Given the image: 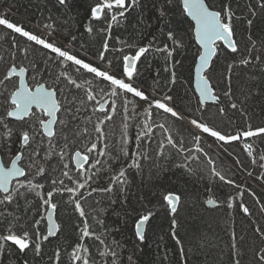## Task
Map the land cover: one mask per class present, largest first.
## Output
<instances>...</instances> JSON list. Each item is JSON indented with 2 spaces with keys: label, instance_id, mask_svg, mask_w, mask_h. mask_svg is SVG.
<instances>
[{
  "label": "snow or ice",
  "instance_id": "obj_1",
  "mask_svg": "<svg viewBox=\"0 0 264 264\" xmlns=\"http://www.w3.org/2000/svg\"><path fill=\"white\" fill-rule=\"evenodd\" d=\"M146 2L97 0L91 6L84 30L90 37L103 36L101 48L95 54L96 63L87 51L79 55L48 39L58 31L52 9H60L62 15L70 14L74 0H50L49 14L38 24L42 29L39 33L0 14V26L12 34L10 47L0 54V226L3 227L0 256L13 250L22 256L29 252L40 256L44 242L63 234L58 210L61 205H67L78 216L74 221L77 243L69 252V264H123L121 253L126 246L112 235L119 229H110L104 219L107 212L95 205L103 197H108L109 206L116 205L119 197L120 206L128 207L129 170L143 175L146 165L149 170L155 167L154 158L162 165L175 150L182 157V161L175 162V168L194 175L189 165L193 161L200 164L203 157L211 178L227 186L241 187L216 167V160L201 146L205 134L229 156L233 153L225 146L239 143L251 165L261 170L256 179L264 183V148L254 143L259 140L264 144V126L254 127L248 111L253 97L264 96V87H245L248 82L256 85L258 77L244 72L256 66L264 74V67H260L264 65V38L258 47L249 33L250 46H240L234 23L239 17L231 0H224L219 7L211 0H161L159 5L153 0L157 19L167 26L166 32L161 29L167 42L158 46L153 38L138 46L120 40L122 47H110L113 29L124 27L134 9L142 16ZM44 4L48 7L49 0H44ZM247 10L253 18L264 13V0H255L254 6L249 3ZM177 16L187 24V40L171 27ZM245 19L247 28L251 29L254 20ZM62 22L67 25L68 19ZM142 23L138 18L137 26ZM76 39L72 36L69 43ZM84 47L80 45L82 50ZM188 49L195 50L192 69L187 77L181 78L183 63L178 55ZM113 50L123 55L108 59ZM149 52L163 54V71L168 73L162 80L160 71L156 72L157 87L151 92L139 86L137 67ZM240 73L243 80L234 86L233 76ZM181 86L185 88V95L195 96L194 110L199 117H186L178 110L175 95L169 93ZM229 109L244 118L243 128L230 130L233 117L220 121L226 125L224 128L209 122L225 117ZM114 117H120V133L115 143H110L109 129L115 127ZM185 119L196 130L190 132L194 146H186L187 138L176 129L177 122ZM133 126L136 128L134 139L130 135ZM157 129L161 132L159 137L155 136ZM234 161L248 176H253L238 156H234ZM161 171L166 173L169 169L162 167ZM105 179L106 183H99ZM244 194L229 196L226 206L233 209L238 202L242 213L251 216L243 202ZM250 195L264 213V204L254 192ZM181 199L174 192L164 196L172 216L171 234L184 255L183 242L176 232ZM205 203L219 207L211 198ZM19 208L24 209L23 214L15 211ZM33 208L36 216H32ZM152 216L148 212L135 222L134 235L140 244L145 242ZM25 217L31 218V230L25 228ZM42 222H46L45 233L40 231ZM255 233L264 242V226H257ZM242 239L233 232L230 244L233 264H241L239 240ZM61 254L57 248L54 256L49 257L52 264H60ZM255 259L257 264H264V246L256 250ZM127 260L128 264H136L133 255H128ZM23 264L28 261L25 259Z\"/></svg>",
  "mask_w": 264,
  "mask_h": 264
},
{
  "label": "trees",
  "instance_id": "obj_2",
  "mask_svg": "<svg viewBox=\"0 0 264 264\" xmlns=\"http://www.w3.org/2000/svg\"><path fill=\"white\" fill-rule=\"evenodd\" d=\"M97 0H74V4L70 14H61L58 8L52 9L53 18L56 20L57 28L61 37L60 39L54 34V37H48L54 40L61 46H68L74 52L82 55L83 51L89 53L90 58L94 63L95 54L101 48L103 36L90 37L84 28L88 22L91 6ZM143 2V0H142ZM217 7L224 3V0H211ZM156 5L161 3V0H155ZM251 3L255 5V0H231L232 7L239 19L235 20V36L239 40L240 46H250V41L247 39L251 33L253 39L258 42L264 38V13H259L256 17H250L247 7ZM9 7L12 13L16 14L18 24L30 31L37 32V29L32 26H38L39 22H44V17L49 14V7H51L50 0L48 7L45 6L44 0H0V14L12 18L11 14L5 11ZM69 15L71 18H69ZM252 18L254 20L251 29L246 26V19ZM142 19L143 23L137 26V20ZM68 19V24L62 21ZM27 23H32L31 25ZM96 23V22H93ZM176 32L188 39L187 24L183 22L180 16L175 17V23L171 25ZM161 29L167 31V26L157 19L155 7H153V0H147L143 9V15H140L138 10H133L128 14V23L124 27L114 28L112 39L109 41L110 47H122L120 40L130 41L138 46L147 44L155 38V44L163 46L166 43V37L162 34ZM47 31V30H44ZM56 32V33H57ZM10 30L0 31V54H4L5 50L10 47L11 40ZM72 36H76V41L71 40ZM64 43H60L59 41ZM85 47L82 50L80 45ZM126 52L135 51V49H125ZM194 49H188L181 52L178 58L182 61L183 67L180 70L181 78L187 77L192 69V57ZM255 54V53H253ZM123 53L112 51L108 59L119 58ZM164 58L163 54L156 52L146 53L141 64L139 65V86H142L146 91L153 90L157 87L155 81V74L160 71V76L165 79L168 73L163 71ZM260 67H264L261 65ZM250 75L258 77L256 85L251 82L245 84V87H264V74H262L258 67L253 66L250 69H245ZM119 73V69H117ZM214 81L216 77L213 78ZM243 80V73L233 76V85L239 86ZM224 85H221L223 88ZM178 102L179 108L188 109L193 107V110L186 115V117L196 118L199 113L196 112V98L191 93L185 95V88L183 86L177 88L174 93ZM227 107V105H224ZM214 112L216 111L213 108ZM248 111L251 114V121L253 126H264V96L253 97L249 101ZM99 115V114H97ZM229 117H233V123L230 130L243 128L245 120L233 110L229 109L225 117H216L209 122L214 126L220 124L221 128L226 125L221 124L220 121H227ZM115 127L109 129V142L115 143L120 133V117H114ZM182 121H180L181 123ZM108 127V125H105ZM176 129L186 137L188 131L181 130L179 123L176 124ZM175 130V129H174ZM190 133V132H189ZM136 128L133 126L130 129V135L135 137ZM161 132L156 130L155 136L159 137ZM210 138V137H209ZM212 141V148L204 138L201 140V146L209 151V154L216 160V167L226 172V174L236 181L241 187L239 189L232 186L224 185L222 182L211 178L208 168L205 167L206 161L201 157V163L197 164L193 161L189 167L194 169L195 174L189 175L182 169L175 168V162L182 161L175 150H172L170 159L162 165L154 161L155 167L148 169L145 166L143 175L137 174L135 171L129 170V185L127 192L128 207L122 208L117 197L116 205L109 206L108 197L100 198V204L95 205L101 207L107 212L104 217L106 225L111 228H118L119 232H113L112 235L118 239L121 244L126 247L121 253L123 264H128V255H133L136 264H233L232 251L230 244L232 242V234L235 232L239 240L240 259L241 264H257L255 259V252L260 247L264 246L259 237L255 233L257 226H264V213H261L256 199L250 195L255 193L256 198L264 204V183L256 179V174L261 170L254 167L250 163V159L246 153L243 152L242 146L235 143L231 146H225L233 153L229 156L226 152L221 151ZM194 142V141H193ZM254 143L259 144L264 148L259 140ZM187 146V139H186ZM152 148H155V141ZM218 151H217V150ZM168 152V149L165 150ZM221 152V154H220ZM234 156H238L245 168L253 172V176H248L247 172L236 166ZM169 169L166 173L161 171V168ZM203 168V172H201ZM230 170V171H229ZM107 180H102L99 183L104 184ZM47 190V189H46ZM169 192H174L181 196V204L185 208V217L178 220L179 227L176 229L177 235L183 242L185 254L182 255L179 245L172 236L171 220L168 216V208L164 202V196ZM238 192H244L243 202L249 207L251 216H245L237 206L233 209H228L226 200L229 196L237 197ZM214 199L217 201L219 207L211 208L205 201L207 199ZM92 199V198H89ZM239 199V198H238ZM23 203V202H21ZM88 205H85L87 210ZM210 209H215L219 212L220 218L216 224L203 225V214ZM16 212L23 214L24 209H15ZM32 216H36L35 209H31ZM152 212L153 216L146 229V239L143 244H140L134 235L135 222L140 215ZM78 220V216L74 215L70 206L61 205L58 210V222L61 223L63 234H58V239L50 238L48 242L42 244V252L40 256L29 252L22 256L18 251H5L0 256V264H23L26 259L28 264H52L49 257L54 256L57 248L61 250L60 264H69V252L71 248L77 243V232L75 231L74 221ZM24 225L27 230H31V218H24ZM91 222V220H90ZM3 227L0 226V232ZM41 233L46 232V222H42L40 226ZM14 249V246H11Z\"/></svg>",
  "mask_w": 264,
  "mask_h": 264
},
{
  "label": "rangeland",
  "instance_id": "obj_3",
  "mask_svg": "<svg viewBox=\"0 0 264 264\" xmlns=\"http://www.w3.org/2000/svg\"><path fill=\"white\" fill-rule=\"evenodd\" d=\"M5 11H7L8 13H9V11L10 12H13V11H11L10 9H9V7H6V9H5ZM12 16V18H9V17H6V18H8L9 20H11L12 22H14V23H17V21H16V19H18L17 17H16V14H14L13 13V15H11ZM41 22H39V24H40ZM27 24H29V25H31L30 23H27ZM32 26H35L34 24H32ZM36 27H38V26H36ZM1 29L2 30H6V29H3V26H1ZM37 29V28H36ZM41 28H39L38 27V32H41ZM59 32H57V33H55V35L60 39L61 37L59 36ZM54 36V35H53ZM0 70H2V69H0ZM140 87H142V86H140ZM152 90H149V92H151ZM193 110V107H189L188 106V109H185V108H183L182 109V113L186 116L187 114H189L191 111ZM213 112H214V110H213ZM177 123H179V126H180V128H181V130H186V131H188V133H187V136H186V138H187V146H194V142H193V140L190 138V133L189 132H195L196 130L194 129V127L193 126H191L190 125V123H189V121H188V119H185L184 121H182L181 123L180 122H177ZM210 145H212V141H211V139L209 138V137H207L206 136V134H205V136L203 137ZM16 150V149H15ZM15 150H13V151H15ZM217 150V149H216ZM218 151V150H217ZM220 154H221V152H220ZM222 155V154H221ZM168 216H169V218H172V216L168 213ZM183 217H185V208L182 206V205H180L179 206V211H178V213H177V220H182V218ZM203 217H204V220H203V222H201L203 225H209V226H212V224H216V222H218V219L220 218V214H219V212L218 211H216L215 209H210V208H208V210L203 214ZM178 236V235H177ZM178 238H179V236H178ZM175 240H176V238H174ZM180 239V238H179ZM179 247H181L180 245H179Z\"/></svg>",
  "mask_w": 264,
  "mask_h": 264
},
{
  "label": "flooded vegetation",
  "instance_id": "obj_4",
  "mask_svg": "<svg viewBox=\"0 0 264 264\" xmlns=\"http://www.w3.org/2000/svg\"><path fill=\"white\" fill-rule=\"evenodd\" d=\"M9 13H10L11 15H13V13H12V12H10V11H9ZM33 27H34V26H33ZM53 37H54V36H53ZM58 41H59V40H58ZM59 42H60V41H59ZM60 43H64V42H63V41H61ZM67 47H68V46H67ZM131 52H132V53H134V51H131ZM143 58H144V57H142V58H141V61L138 63V65H137V67H138V68H139V65L141 64V62H142ZM15 149H16V147H15V145H14V146H13V150H15Z\"/></svg>",
  "mask_w": 264,
  "mask_h": 264
},
{
  "label": "water",
  "instance_id": "obj_5",
  "mask_svg": "<svg viewBox=\"0 0 264 264\" xmlns=\"http://www.w3.org/2000/svg\"><path fill=\"white\" fill-rule=\"evenodd\" d=\"M0 31H1V28H0ZM211 208H215V207H211ZM147 229V228H146Z\"/></svg>",
  "mask_w": 264,
  "mask_h": 264
}]
</instances>
